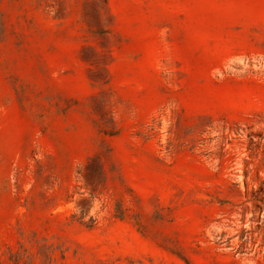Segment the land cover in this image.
I'll return each mask as SVG.
<instances>
[{
  "label": "rangeland",
  "instance_id": "obj_1",
  "mask_svg": "<svg viewBox=\"0 0 264 264\" xmlns=\"http://www.w3.org/2000/svg\"><path fill=\"white\" fill-rule=\"evenodd\" d=\"M0 264H264V0H0Z\"/></svg>",
  "mask_w": 264,
  "mask_h": 264
}]
</instances>
